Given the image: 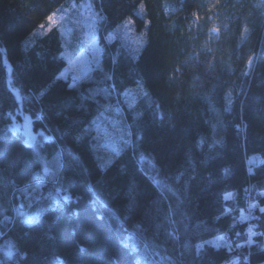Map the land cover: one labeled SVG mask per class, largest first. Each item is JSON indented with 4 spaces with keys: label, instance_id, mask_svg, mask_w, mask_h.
Wrapping results in <instances>:
<instances>
[{
    "label": "trees",
    "instance_id": "trees-1",
    "mask_svg": "<svg viewBox=\"0 0 264 264\" xmlns=\"http://www.w3.org/2000/svg\"><path fill=\"white\" fill-rule=\"evenodd\" d=\"M65 1L0 0V264H264V0H91L100 62L72 87L59 30L35 33ZM127 16L137 57L104 40ZM111 106L127 143L103 164Z\"/></svg>",
    "mask_w": 264,
    "mask_h": 264
},
{
    "label": "rangeland",
    "instance_id": "rangeland-1",
    "mask_svg": "<svg viewBox=\"0 0 264 264\" xmlns=\"http://www.w3.org/2000/svg\"><path fill=\"white\" fill-rule=\"evenodd\" d=\"M142 10V4H140L135 14L141 16ZM50 16L54 17L53 21L49 22L46 19L35 33L44 34L54 27L59 30L63 48L61 57L66 65L58 77L70 80L69 87H72L85 80L100 62L101 46L98 40L100 14L91 0H66ZM116 39L122 42L131 56L137 57L145 41V28L137 30L132 16H127L115 29L104 36V40L108 43ZM140 96H144V92L137 85L126 91L123 99L128 106H133ZM121 111L118 106L104 108L91 122L96 143L99 144L98 156L102 158L103 164L109 163L117 155L120 142L125 140L126 129L123 125ZM10 128L14 132H20L25 142L32 147H36L41 140L48 137L43 132H35L31 120L23 113L20 114L18 120L13 121ZM29 136L32 139H29ZM249 205L254 206L253 203ZM246 214L248 212L242 214L240 218H248L249 215ZM202 243L214 246L224 245L220 237H211Z\"/></svg>",
    "mask_w": 264,
    "mask_h": 264
},
{
    "label": "snow or ice",
    "instance_id": "snow-or-ice-1",
    "mask_svg": "<svg viewBox=\"0 0 264 264\" xmlns=\"http://www.w3.org/2000/svg\"><path fill=\"white\" fill-rule=\"evenodd\" d=\"M47 19H48L49 22H52L53 19H54V17H53V16H49ZM93 123H95V121H93ZM84 131L87 132L88 130L85 129ZM29 139H32V137L29 136ZM45 140L48 141L49 138H48V137H45ZM123 142H124L125 144L127 143L126 140H124ZM63 199H64V200H70L71 197H70L69 195H64V196H63ZM225 199H230V194H229V195H226V196H225ZM253 207H255V206H253ZM261 210L264 211V209H261ZM13 249H14V245H11V244L7 245L6 248H5V250H4V252H3V255H4L7 259H11V258L13 257V255H14Z\"/></svg>",
    "mask_w": 264,
    "mask_h": 264
},
{
    "label": "built area",
    "instance_id": "built-area-1",
    "mask_svg": "<svg viewBox=\"0 0 264 264\" xmlns=\"http://www.w3.org/2000/svg\"><path fill=\"white\" fill-rule=\"evenodd\" d=\"M250 217H253V215H251ZM251 236H252V234H251Z\"/></svg>",
    "mask_w": 264,
    "mask_h": 264
}]
</instances>
